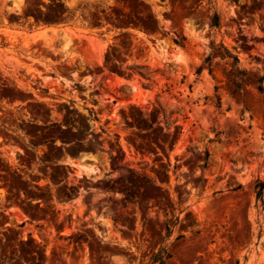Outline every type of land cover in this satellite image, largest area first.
<instances>
[{"label":"rangeland","instance_id":"obj_1","mask_svg":"<svg viewBox=\"0 0 264 264\" xmlns=\"http://www.w3.org/2000/svg\"><path fill=\"white\" fill-rule=\"evenodd\" d=\"M261 76L264 0H0V264H264Z\"/></svg>","mask_w":264,"mask_h":264},{"label":"trees","instance_id":"obj_2","mask_svg":"<svg viewBox=\"0 0 264 264\" xmlns=\"http://www.w3.org/2000/svg\"><path fill=\"white\" fill-rule=\"evenodd\" d=\"M212 25H217V17L215 15L214 17V21L212 23ZM221 57H228V58H232V65H235L238 62V59L235 55H231V53H229L227 50H225L224 54L221 55ZM209 60V57L206 58V61ZM264 82V76H261L258 78L257 80V89L260 93L263 94V85L262 83ZM263 99H264V95ZM255 197L256 199L260 200L261 202H263L262 200V191H263V187H264V181H258L255 184ZM163 256L161 254V251L156 252L155 254H153L152 258H151V262H162L163 261Z\"/></svg>","mask_w":264,"mask_h":264},{"label":"crops","instance_id":"obj_3","mask_svg":"<svg viewBox=\"0 0 264 264\" xmlns=\"http://www.w3.org/2000/svg\"><path fill=\"white\" fill-rule=\"evenodd\" d=\"M73 161L86 162V158L79 156V157L70 158L69 161H62V162L65 166H72V165H75L74 163H72Z\"/></svg>","mask_w":264,"mask_h":264}]
</instances>
